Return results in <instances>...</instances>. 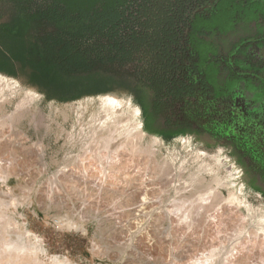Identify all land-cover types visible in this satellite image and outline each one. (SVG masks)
I'll return each mask as SVG.
<instances>
[{
	"label": "rangeland",
	"instance_id": "374dc122",
	"mask_svg": "<svg viewBox=\"0 0 264 264\" xmlns=\"http://www.w3.org/2000/svg\"><path fill=\"white\" fill-rule=\"evenodd\" d=\"M6 63L0 75L21 88L0 99V264H264V194L246 171L237 193L212 158L222 150L241 166L231 144L196 118L201 134H149L127 93L107 94L123 105L111 113L107 95L47 101L25 67ZM30 91L38 97L21 106ZM138 123L143 137L128 136ZM247 129L263 142V124Z\"/></svg>",
	"mask_w": 264,
	"mask_h": 264
},
{
	"label": "trees",
	"instance_id": "16d2710c",
	"mask_svg": "<svg viewBox=\"0 0 264 264\" xmlns=\"http://www.w3.org/2000/svg\"><path fill=\"white\" fill-rule=\"evenodd\" d=\"M243 4L248 3L0 0V70L6 62L25 67L29 84L47 101L69 100L64 91L78 99L131 94L143 109L145 130L171 141L189 131L193 118L207 127L230 120L224 112L228 86L239 82V70L258 68L252 61L241 68L245 58L257 56L248 48L229 61L247 39L242 36L264 35V27L244 31L242 24L257 14Z\"/></svg>",
	"mask_w": 264,
	"mask_h": 264
},
{
	"label": "flooded vegetation",
	"instance_id": "af4514ba",
	"mask_svg": "<svg viewBox=\"0 0 264 264\" xmlns=\"http://www.w3.org/2000/svg\"><path fill=\"white\" fill-rule=\"evenodd\" d=\"M244 1L248 3L242 5L244 8L251 9L253 6L255 7L257 19L245 21L246 24H242V26L246 27V31L250 27H254L255 33L259 27H264V0ZM227 37L230 40L232 39L231 35ZM242 38L247 39L229 57L230 65H232L236 53L248 48L250 53H255L257 56L250 61H246L247 58H245L241 68H248L251 61L257 64L258 68L239 70V73L235 70L241 78L238 83L228 86V88H231L230 101H227L228 107L224 110L225 115L230 120L219 122L211 127H204L207 128L206 133L214 136L222 143L232 145V151L238 156L236 159L249 176L246 180L264 194V139L262 138L263 142L259 143L254 141L257 138L252 139L249 134L250 131L247 129V124L251 123L264 125V35L253 37V35L245 34ZM247 74L252 79L247 78ZM189 131L194 132V134H201L205 130L193 125L192 128H189Z\"/></svg>",
	"mask_w": 264,
	"mask_h": 264
},
{
	"label": "bare ground",
	"instance_id": "6f19581e",
	"mask_svg": "<svg viewBox=\"0 0 264 264\" xmlns=\"http://www.w3.org/2000/svg\"><path fill=\"white\" fill-rule=\"evenodd\" d=\"M16 81L13 82V80L11 81L10 79H8L7 77L3 76V75H0V99L2 100V96L4 93L8 92V91H11V94L12 96L17 94L21 87H19L18 83H15ZM25 91V90H24ZM21 94V93H20ZM37 96V93L33 92V91H30L29 93H26L25 95V99L22 100L21 102V106L22 104L25 102L26 99H36ZM6 98H4L5 100ZM103 104H104V108L106 110L107 113H111L113 112L114 110H116L117 108L119 107H122V102L115 98V97H112V96H106L103 98ZM128 106L131 107L132 109V112H133V116L134 118L138 119L141 117V109L139 107H133V102L132 100H129L128 101ZM103 108V110H104ZM127 111V110H126ZM122 114V113H121ZM112 115V114H111ZM114 115V114H113ZM128 115V114H127ZM114 117V116H113ZM118 119V117H117ZM133 120V119H132ZM106 121V120H105ZM131 123V122H130ZM120 124V123H119ZM118 124V125H119ZM104 125V124H103ZM137 125L135 128H133L131 131H129V135L128 136H131L132 134L134 135V133L136 134L137 138H142L144 133L145 132H141L140 129H141V123H138V124H135ZM123 126V124H122ZM108 127V126H107ZM134 127V126H133ZM126 128V127H125ZM130 129V128H129ZM128 131V130H126ZM116 132V130H115ZM127 137V136H126ZM133 137V136H132ZM145 137V136H144ZM111 138V135H109V137H107V140H108V144H110L111 142H113V140L110 139ZM160 140V139H159ZM158 138H155V142L157 143L158 141ZM160 142V141H159ZM107 143V142H106ZM154 143V142H153ZM125 146V145H124ZM155 146V145H154ZM157 146V145H156ZM121 147L118 148V150L120 149ZM127 148V147H126ZM194 148V147H193ZM134 149V148H133ZM141 149V147H140ZM146 149V148H145ZM190 149V148H189ZM224 149V148H223ZM155 150V149H154ZM196 150V148H195ZM133 151V150H132ZM145 152H147L145 150ZM194 153V152H193ZM197 154V153H195ZM116 155V154H115ZM201 154H199L200 156ZM206 156H208L206 153L204 154ZM228 154H226L225 152H223L222 150H219L218 152V155H214L212 156V158L217 162L219 163L220 165L224 166L228 173H229V176H230V179H231V185L236 189V192L237 193H241L244 189H246L247 187V182L245 180V173H244V169L239 166L236 162V160H233L232 158L228 157L227 156ZM205 156V157H206ZM208 160V159H206ZM212 160V159H211ZM210 166V165H209ZM218 166V165H217ZM203 167V166H202ZM219 167V166H218ZM199 168V167H198ZM204 168V167H203ZM207 168V167H206ZM224 170V169H223ZM220 172V171H219ZM198 174V173H197ZM221 177V176H220ZM223 178V177H221ZM198 179V178H197ZM228 181V180H227ZM223 182V181H222ZM204 184V183H203ZM224 184V183H222ZM204 189V188H203ZM203 191V190H202ZM208 193L210 194H213V191H209ZM206 198V197H205ZM239 199V198H238ZM209 200V199H208ZM235 196L234 195H231V197L229 199H227L226 203H229L230 205L235 203ZM244 202V201H243ZM239 203V202H238ZM237 204V202H236ZM242 207V206H241ZM253 214V213H252ZM250 218V217H249ZM260 222H262V228H264V219H261ZM19 247V246H18ZM24 247V246H23ZM17 252V251H16ZM19 252V251H18ZM11 256V255H10ZM13 258V257H11Z\"/></svg>",
	"mask_w": 264,
	"mask_h": 264
}]
</instances>
